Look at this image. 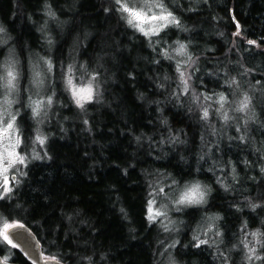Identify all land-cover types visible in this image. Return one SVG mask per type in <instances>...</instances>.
<instances>
[{
	"label": "trees",
	"instance_id": "16d2710c",
	"mask_svg": "<svg viewBox=\"0 0 264 264\" xmlns=\"http://www.w3.org/2000/svg\"><path fill=\"white\" fill-rule=\"evenodd\" d=\"M45 2L0 0V22L21 60L25 51L34 57L49 54L54 67L48 78L44 74L45 87L56 97L48 111L64 122L52 131L43 123L44 155L26 165L20 184L0 200L5 218L26 223L42 252L66 264H86L81 259L86 255L93 264H155L158 242L166 237L147 218L148 185L169 175L179 182L200 178L214 189L206 206L177 213L186 221L175 249L182 264H220L210 244L197 247L192 239L206 213L224 216L221 251L239 243L244 230H264V207L252 211L247 204L248 199L264 201L256 196L264 193V0H168L191 30L169 26L151 37L125 26L112 0H73L69 10L62 8L66 0H48L55 19L45 15ZM43 19L51 32L44 25L37 28ZM84 25L90 32H81ZM173 36L191 42V53L199 57V71L192 70L198 93L224 91L231 98L224 82L236 76L254 97L255 113L245 128L224 130L214 116V138L200 119L199 105L182 92L176 98V61L165 55L172 52ZM85 60L90 69L97 60L104 65L103 103L86 101L79 109L65 76L68 65ZM165 75L172 80L165 81ZM205 135L213 137L210 146H218L210 155L231 167L223 178L230 191L209 170H196ZM176 137L184 143L173 142ZM11 250L8 259L32 264L15 247ZM241 255L232 253V264Z\"/></svg>",
	"mask_w": 264,
	"mask_h": 264
},
{
	"label": "clouds",
	"instance_id": "9594fccd",
	"mask_svg": "<svg viewBox=\"0 0 264 264\" xmlns=\"http://www.w3.org/2000/svg\"><path fill=\"white\" fill-rule=\"evenodd\" d=\"M112 3L116 6V11L119 14V18L125 23V26L132 29H137L139 32L144 34V32L140 31V27L138 26L140 24L137 23V21L134 20L130 14L133 12L141 13L146 18V23L142 25L144 31L150 33L153 29H156L157 31V34H150L149 37L159 36L160 33L169 26L179 25L183 31L191 30L183 26L180 19L169 6L168 0H112ZM44 9L45 15L52 17L53 19L56 18V13L53 11L52 5L50 2H48V0H46L44 4ZM161 16H168L169 20L166 22L159 19ZM153 17H156L157 19L153 20ZM44 27H47V21H45ZM0 29H2L0 33L4 32V28L2 26H0ZM175 44L177 47L173 50L174 55L172 52H167L165 55L167 59H175L176 61V72L179 74V91L175 92L176 98L180 99V94L182 92L184 96L190 97L193 102L199 105V110L201 113L200 119L209 126L212 136H216L218 134L217 125L213 123L214 116L219 121H221L225 127L230 123L237 121L238 119H243L244 123L247 124L250 119L249 113H255V108L253 106L254 97L249 94V91L243 88L241 81L236 76H230L229 79L224 82V86L232 90L231 99L224 91H217L213 94L198 93L193 85V76L195 72L192 70L195 69L196 72L199 71V67L197 66L199 57L194 56L191 53V42L184 43L180 40H176ZM45 65L49 72H51L54 67L51 59H46ZM0 67L3 66L0 65ZM14 68L15 63H12L11 67L4 69L6 74L0 75V87L7 90V94L2 100H0V133L3 134L5 129L8 130V134L3 135L5 148L10 142L11 145L15 146L16 151V149L21 146V140L19 139V144H16V140L17 134L22 133V129L17 124V117L19 113L13 111V105L17 103L15 94L19 93L20 91L18 76L17 74H14ZM103 68L104 65L98 63L94 68L90 69L87 60L83 62H73L72 64L68 65L69 78L66 82L68 86L66 90H71V87L68 83L69 80H71L72 85L78 89L91 87L93 90V95L91 100L88 102H95L97 104L103 103L102 85L105 82L103 73L101 71ZM9 72L13 73L14 79L9 76ZM35 75L37 78V88L39 89L43 85L44 81L39 79L41 75L39 71H37ZM110 79L115 82V75L113 74ZM164 80L171 81L172 77L165 75ZM77 84L81 85V87H77ZM158 87H164V85H158ZM55 97L56 92L53 90L51 95H49L46 100L40 99L38 101L41 102L39 113H37L34 106L37 102L33 101L32 98L29 97L28 108L32 110L34 117H39L41 115L42 109H45L43 115L45 118H47L48 111L46 109L51 108L55 102ZM74 102L79 109L85 108V105L83 104V107H81L75 98ZM205 113H207V115H205ZM163 122L165 124L168 123L167 119H165ZM38 123L42 124L43 119L39 120ZM9 124L12 125L10 129L8 128ZM237 131H240L239 126L237 127ZM38 134L43 140L48 139V137L44 136L43 133H40L39 130ZM9 135H11V141L9 140ZM136 139L139 140L140 138L137 137ZM201 139H203V136ZM176 141L184 143V141L180 140L179 137H176L173 142ZM20 156L24 158V161L28 160L29 158L27 153ZM32 156L35 159H39L35 153H33ZM203 158V156L200 157L201 160H203ZM4 163H8L6 158ZM18 164L19 163L10 167L8 172L10 173L13 170L19 172V168L17 167ZM262 171H264V169H262ZM232 172V179H236L234 168L232 169ZM20 174L23 175L24 173ZM217 183L225 192L230 191V186L226 182L218 179ZM170 187L173 188V191L170 194H166L164 197V200L167 202H161L158 206V211L162 213V215L158 217L163 218V222L159 224V227L165 234H168L170 243L166 244L163 251L159 254L160 259L157 260L155 264H160L161 260H163L164 264H182V262L175 256V249L179 243L177 234L182 231V226L186 223V221L183 219L173 218L170 213H180L185 209L204 207L209 203V200L214 192V189L210 184L205 183L200 179H190L182 185L179 181L173 179L172 185H170ZM162 190L163 189H160L159 191ZM159 191L157 192V195H159ZM247 204L252 211L264 207V201L253 202L251 199H248ZM121 211L124 210L121 209ZM209 219L214 223L209 224L207 227L202 229L198 227L197 231L193 232L192 234V239L197 242V247L206 243L210 244L216 252V256L214 258L217 259L220 264H232V253L237 251L242 253L238 264H264V230L257 228L256 230L244 236L239 241V243L232 244L231 247L226 251H221V246L225 244V239L224 232L220 228L219 222L224 219V216L222 213L216 212L211 217H209ZM205 241L206 243H204ZM158 243L165 244V241L161 240ZM186 247L187 245H185V248ZM54 259L55 264H64L63 260L59 259V257H55ZM81 259L84 260L86 264H93V257L91 255L82 256Z\"/></svg>",
	"mask_w": 264,
	"mask_h": 264
},
{
	"label": "rangeland",
	"instance_id": "374dc122",
	"mask_svg": "<svg viewBox=\"0 0 264 264\" xmlns=\"http://www.w3.org/2000/svg\"><path fill=\"white\" fill-rule=\"evenodd\" d=\"M68 3H65L62 5V8L65 10H69V8H73L74 5L73 0H66ZM70 2V3H69ZM45 21H47L46 19H43L42 21H38L36 26L37 28H40L45 25ZM137 23H143L145 24L146 21L141 22L139 20H136ZM54 22V21H53ZM151 22V21H148ZM58 25L60 24L59 22ZM0 26H2L4 28V26L1 24L0 22ZM173 27H177V26H173ZM46 31L45 32H51V30L49 29L48 26V21H47V27L44 28ZM135 31H139L137 29H133ZM42 31V30H41ZM55 31V30H53ZM60 32V31H57ZM81 32H90L88 31V29H86V26L84 25L81 28ZM177 32V31H176ZM176 40H180L181 42L186 43L185 41L178 39L177 37L173 36L172 40H170L169 44V49L173 50L177 47V45L175 44ZM168 44L165 46L166 48H168ZM27 50V49H26ZM174 54V52H173ZM102 55V54H101ZM100 55V57H101ZM46 59H50L49 54H38L35 55L29 53L28 51H25V56H24V60H21V57L18 55V52L15 50V48L13 47L12 43H11V38L8 35V33H6V30L4 28V32L0 33V65H2L3 67H0V75H5V68L11 67L12 63H15V68L13 69L14 74H17L18 76V83H19V88L20 91L19 93H16V100L17 103H15L13 105V111L19 113L18 117H17V124L20 126V128L22 129V133H18L17 134V138L21 140V146L18 147L16 149V152L19 155L28 154V160H26L24 162V164H18L17 167L19 168V172L13 170L10 173H7L8 179H9V186L11 187L12 190H14L22 181L23 175H21L20 173H24L25 167L28 163H30L31 161H34L35 158H33L32 154L35 153L36 156H38L39 158L41 157L40 154L44 155V151L42 149V147H44V143L41 144L40 143V139H42V137L38 134V130L40 133H43L44 136H47V134H45L44 129H43V123L45 124V126L47 128H50L49 130L52 131L54 128H58V127H63L64 122L61 119H56V117L52 116L53 111L50 110L48 111V109H46L48 111V116L47 118L44 117L43 113L45 109H42L41 111V115L39 117H34L33 112L31 109L28 108V103H29V97L32 98L33 101L38 102L40 99H47V97L49 95H51V91L50 89L48 90V87H45V80H44V74L46 75V77L48 78V76H50L49 70L47 69L46 65H45V60ZM100 64V61L97 60L96 64ZM39 71L40 72V77L39 79L43 80L44 83L43 85L38 89L37 88V78H36V72ZM69 78V73L68 75L65 76V86L66 89L68 88L67 86V79ZM77 87H81V85L77 84ZM68 94L70 95L72 101L74 102V96L71 90H67ZM39 93V94H37ZM7 94V90L0 87V100H2L4 98V96ZM231 99V98H230ZM75 103V102H74ZM35 106V105H34ZM23 117L22 119L20 117ZM252 116V113H249V117ZM43 119V123L40 124L38 123L39 120ZM216 120L221 124V126L223 127L224 130H228L229 127L233 126V128H237L239 127H244L247 126V124L244 123L243 119H238L237 121H234L232 123H230L228 126H224L223 123L221 121H219L217 118ZM23 121H26L25 123H23ZM27 127V133L24 134L23 133V128L26 130ZM245 128V127H244ZM215 138V136H214ZM218 138V137H217ZM219 139V138H218ZM9 140L11 141V135H9ZM213 142V137L209 138L208 135H205L204 140H203V145L205 147V150L200 151L198 157H197V164H196V170H209L210 175L212 177L213 180L217 181L218 179L223 181V178L226 176V174H230L231 171V167L230 165L225 166L223 163H219L218 157L216 156V159L214 158L215 156H212L210 154L214 152L216 153L218 150V146L215 145L214 147L210 146V143ZM8 149L11 150V143H8ZM5 150V145H4V139H3V134L0 133V154H5L4 153ZM203 156V160L200 159V157ZM255 161H253L252 163L254 164ZM253 166V165H250ZM11 175L13 177H11ZM233 176V174H231ZM175 178H172L169 175H164L162 177V180L159 181L156 184L153 183H149V196L147 197V203H146V215L147 218L149 216V212H148V208H149V202L153 201L154 202V211L159 210V204L161 202H167L166 200H164V197L166 194H170L173 191V188L170 187V185H172V181ZM191 179H200V178H196L193 177ZM176 180V179H175ZM190 179H186V180H182L180 181V184L182 185L183 183H185L186 181H188ZM202 180V179H200ZM203 181V180H202ZM206 183V182H205ZM2 184H3V177L0 176V194H2L3 192V188H2ZM160 189H163L162 191H159ZM159 191V195H157V192ZM10 194V193H9ZM8 195H4L3 198H7ZM261 196L264 198V193H258L256 195ZM2 198V199H3ZM1 200V199H0ZM214 213H206L204 215H202L198 221V223L196 224V226L194 227V230L197 231V228H205L207 227L209 224L214 223L213 221H211L209 219V217H211ZM170 215L173 218L178 219L177 213L172 212L170 213ZM149 220V219H148ZM17 221L16 219L13 220H9L7 218H5V216L0 212V232H2L3 227L5 225V223L10 224ZM150 223H152L154 226H156L158 228L159 231L162 232V234L166 237V239H164L165 244H160V249L158 251V254L156 255L157 260L160 259L159 254L163 251L164 247L166 246L167 243H170V239H168V234H165L163 232V230L159 227V224L163 222V218L162 217H158L155 220H149ZM256 230V229H254ZM252 230V231H254ZM252 231H247L244 230L242 231V234L240 236V240L246 236L248 233L252 232ZM162 237L163 236H159ZM0 246L5 250V252L2 256L4 258H8L9 257V253H12L11 247L12 245L8 242L5 241L3 239L2 236H0ZM221 248H223L221 246ZM46 256H50L46 253H44ZM161 264H164L163 260L160 261ZM163 262V263H162Z\"/></svg>",
	"mask_w": 264,
	"mask_h": 264
},
{
	"label": "snow or ice",
	"instance_id": "6c2138e0",
	"mask_svg": "<svg viewBox=\"0 0 264 264\" xmlns=\"http://www.w3.org/2000/svg\"><path fill=\"white\" fill-rule=\"evenodd\" d=\"M126 11H128L127 9H125ZM131 16L133 17L134 20H139L141 22L145 21V17L139 13V12H133L130 13ZM157 19L156 17H153V20ZM159 19L164 20V21H168L169 17L168 16H161L159 17ZM178 23V22H176ZM143 23H140V25H138L140 27V31L144 32V35L149 36L151 35H155L157 34L156 29H153L150 32L144 31L143 27H142ZM166 26V25H165ZM0 31H2V29H0ZM237 35H239V33H237ZM250 44L255 43V41H249ZM9 76L12 77L14 79V75L13 73L9 72ZM69 86L71 87L72 93L74 98L77 100V103L83 107L84 102L91 100L92 95H93V90L91 87L88 88H76L74 85H72L71 80L68 81ZM186 83V81H185ZM223 99V98H221ZM40 104L41 102H37L35 105V110L37 111V113H39L40 110ZM205 115H207V113H205ZM12 127L11 124L8 125V128L10 129ZM8 134V130L5 129L3 135H7ZM40 143L43 144L44 140L40 139ZM16 144H19V139L17 138L16 140ZM4 153L6 154H0V176L3 177V184H2V188H3V192L2 194H0V199L3 198L4 195H8L9 193H11L12 189L9 186V179L7 176V173L9 171V168L12 167L13 165L19 163V164H24V158L22 156H20L16 151H15V146L11 145V150L8 149V147L5 148ZM5 158L7 159L8 163L5 164ZM148 212H149V220H155L156 217L162 215V213L158 210L154 211V202L150 201L149 202V208H148ZM14 227V225L11 224H7L5 223L2 232H0V236L3 237V239L5 241H8L9 243H11V241L9 240L8 237V230L10 228ZM206 243V241L204 242ZM13 247H15V245H13ZM4 264H7V261L5 260Z\"/></svg>",
	"mask_w": 264,
	"mask_h": 264
},
{
	"label": "water",
	"instance_id": "95a60500",
	"mask_svg": "<svg viewBox=\"0 0 264 264\" xmlns=\"http://www.w3.org/2000/svg\"><path fill=\"white\" fill-rule=\"evenodd\" d=\"M11 177H13L11 175ZM14 227L8 230V237L11 241V245H15V248L23 254V256L29 260L32 264H55L54 256H46L41 249L39 239L31 228L24 222L15 221L10 223ZM5 260L7 264H21L17 261L4 258L0 254V264H4ZM64 262V261H63ZM64 264H66L64 262Z\"/></svg>",
	"mask_w": 264,
	"mask_h": 264
}]
</instances>
